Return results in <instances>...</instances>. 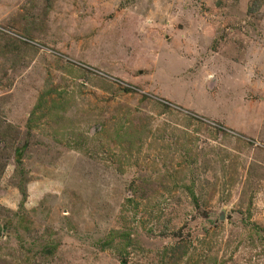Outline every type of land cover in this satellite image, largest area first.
<instances>
[{"label": "rangeland", "instance_id": "rangeland-1", "mask_svg": "<svg viewBox=\"0 0 264 264\" xmlns=\"http://www.w3.org/2000/svg\"><path fill=\"white\" fill-rule=\"evenodd\" d=\"M0 169V264H264V0H0Z\"/></svg>", "mask_w": 264, "mask_h": 264}, {"label": "trees", "instance_id": "trees-1", "mask_svg": "<svg viewBox=\"0 0 264 264\" xmlns=\"http://www.w3.org/2000/svg\"><path fill=\"white\" fill-rule=\"evenodd\" d=\"M258 7L259 5H257L256 3L254 6H251V9H255V8L257 9ZM25 33L26 34L30 33L29 28H25ZM53 91L55 93H58V95L52 101H50V95L52 94ZM68 102H69V99L68 101L67 99H63L62 93L59 92L58 89H53V88L46 89L45 88L43 91L40 92L37 102L33 105L29 113L28 123H27L28 129L30 130L32 126H38V124H41V121H46L48 123L50 121L51 122L50 124L62 125L63 122L61 118L63 117L65 118V115L63 116L62 114H59V112H62V110L65 111V109L68 108L69 106ZM165 107L168 108V106H165ZM59 127L60 126L55 127L54 129L55 133L59 132ZM122 127L124 128L123 133H121L120 131H117V133L115 134V137L118 141L127 143L130 146V150L134 148L135 141H138V142L142 141V138L146 135V133H144L143 131L144 129L141 130L140 128H137L135 126L131 128L130 125H129V128L131 129H127L124 123L122 124ZM29 130H27L28 133L30 132ZM66 133L69 134L68 132ZM73 146L76 147V149H78L81 152L82 150L83 151L89 150L88 147H83L82 145H80L79 142L75 143ZM24 151H25V144L20 147H15L16 159L18 160L19 165L21 164L20 158H21V155L24 154ZM20 172L25 173L23 169H21ZM0 174H1V169H0ZM19 187L21 188V191L24 194V201H25V198L27 197V194H26L27 188H25L22 183H19ZM187 190L194 204L196 206H199L200 200L198 196L196 195L193 185L188 184ZM133 202H134V199H131V198L127 199V203H133ZM125 207H126V204L124 203L123 208ZM113 232H116V231H113ZM115 235L116 234L112 233V237H114ZM128 244L130 245L132 244L130 237L127 238V240L125 241V246H127ZM160 254H161V260L164 263H168L171 261V264H180L181 261H183L187 256L189 257L187 258L188 261L186 264H191L194 261L193 253L190 252L189 246L187 242H185L184 239H180L173 244L165 246L161 250ZM210 261H214V263L212 264H215L216 259L214 258L210 260L209 258L207 260V263H204V264H211ZM196 264H198V262H196Z\"/></svg>", "mask_w": 264, "mask_h": 264}, {"label": "water", "instance_id": "water-1", "mask_svg": "<svg viewBox=\"0 0 264 264\" xmlns=\"http://www.w3.org/2000/svg\"><path fill=\"white\" fill-rule=\"evenodd\" d=\"M224 218V215H223V213H221V219H223ZM0 233H1V225H0Z\"/></svg>", "mask_w": 264, "mask_h": 264}]
</instances>
